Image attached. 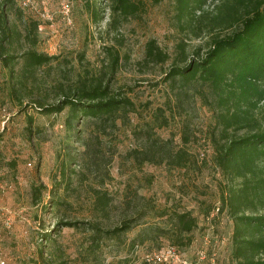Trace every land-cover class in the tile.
<instances>
[{
    "label": "rangeland",
    "instance_id": "obj_1",
    "mask_svg": "<svg viewBox=\"0 0 264 264\" xmlns=\"http://www.w3.org/2000/svg\"><path fill=\"white\" fill-rule=\"evenodd\" d=\"M65 1L69 18L61 12ZM89 1L97 18L84 0H29L26 6L15 0L7 10L12 32L5 54L14 59L4 67L0 58V206L12 219L9 229L0 219L6 264H35L40 248L51 264H144L142 251L170 243L159 227L180 210H192L198 219L191 242L180 248L186 258L195 260L203 249V264H233L227 249L231 223L221 215L217 228L209 229L202 214L217 203L222 179L212 161L217 95L197 79L165 78L174 62L198 60L214 36L232 30L213 21L225 0H195L186 8L180 0H141L137 14L111 25L110 0ZM150 40L168 55L166 61L147 59ZM27 50L55 58L29 72ZM115 54L118 63L112 66ZM95 79L108 81L133 107L107 120L83 115L76 121L68 108L58 114L38 111L36 102H55L79 81ZM157 108L164 110L167 125H155ZM255 112L264 114V101ZM150 134L184 146L195 167L183 171L143 160L162 152L150 146ZM40 183L46 189L34 201L32 188ZM98 193L106 194L107 205L98 204ZM124 219L133 225L113 236H94L83 224L108 231ZM58 220L80 223L40 241Z\"/></svg>",
    "mask_w": 264,
    "mask_h": 264
},
{
    "label": "trees",
    "instance_id": "obj_2",
    "mask_svg": "<svg viewBox=\"0 0 264 264\" xmlns=\"http://www.w3.org/2000/svg\"><path fill=\"white\" fill-rule=\"evenodd\" d=\"M14 1L0 0V58L4 67H8L14 59V56L5 54L4 46L5 40L11 37L12 28L7 10ZM180 1L181 8H186L187 4L195 0ZM223 3L213 21L226 22L232 30L214 36L198 60L185 65L174 62L165 73V78L174 81L180 77L184 82L197 79L209 84L215 91L221 107L217 112L216 127L211 134L212 161L222 179L218 182L217 203L211 210L207 208L202 211V214L205 220H210L207 224L209 229L217 228L221 215L231 223L227 249L233 264H264V114L257 115L255 112L256 105L264 101V0H225ZM84 4L93 17L97 18L98 12L90 1L84 0ZM142 6L141 0H110L111 19L108 25L120 18L137 14ZM36 27L37 24L34 23L33 31ZM23 56L29 72L55 58L35 50H27ZM146 57L156 62L168 59V55L153 40L147 43ZM111 63L112 66L118 63L117 54L113 56ZM133 105L128 97L112 91L109 82L101 79L79 81L69 91H63L55 102H36L38 111L44 114H58L68 108L70 118L76 121L83 115L105 117L104 120L115 118L119 111L129 110ZM157 111L158 122L155 125H167L164 110L157 108ZM148 140L150 146L162 152L154 156L145 154L142 156L143 160L183 171L195 167L196 159L184 146L174 147L162 143L152 134L148 135ZM186 141L187 138L184 137V142ZM203 157L202 154L201 158ZM62 172L65 175V171ZM45 189L46 186L42 183L34 185L32 199L37 201L41 191ZM96 198L98 204H108L105 193H98ZM166 213L162 212L160 215ZM132 221L134 222L132 219H124L120 225L108 231L100 230L97 224H83L87 225L85 228L94 231V236H100V232L113 236L128 230L133 225ZM79 223L58 220L56 227L50 233L42 234L40 241L50 239L51 231L55 232L63 226H78ZM196 228L198 219L192 210L174 211L165 226L159 227L160 232L168 236L170 243L153 251H142V262L150 264L143 259L145 253L173 246L184 257L185 264H203L207 255L205 250H198L197 258L190 260L180 249L191 242L190 234ZM140 248V244L136 243L132 249L137 253L141 251ZM43 253L44 249L40 248V260L34 261L35 264H51L43 257ZM160 264L170 263L163 261Z\"/></svg>",
    "mask_w": 264,
    "mask_h": 264
},
{
    "label": "built area",
    "instance_id": "obj_3",
    "mask_svg": "<svg viewBox=\"0 0 264 264\" xmlns=\"http://www.w3.org/2000/svg\"><path fill=\"white\" fill-rule=\"evenodd\" d=\"M22 5L26 6L29 3V0H21ZM62 14L69 18V12L71 6L68 1L62 3L61 6ZM49 17V16H47ZM202 155V154H201ZM0 219L3 220L4 227L9 229L12 226V219L6 215L4 209L0 206ZM0 242H1V234H0ZM143 259L150 264H160L163 261H167L170 264H185L186 260L184 257L173 247L166 246L159 251H154L150 253H145ZM0 264H6V260L3 256L1 246H0Z\"/></svg>",
    "mask_w": 264,
    "mask_h": 264
}]
</instances>
